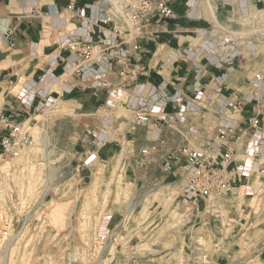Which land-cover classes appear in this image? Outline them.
<instances>
[{
	"label": "rangeland",
	"instance_id": "1",
	"mask_svg": "<svg viewBox=\"0 0 264 264\" xmlns=\"http://www.w3.org/2000/svg\"><path fill=\"white\" fill-rule=\"evenodd\" d=\"M135 110L117 112L128 131L108 151L91 142L100 112L55 101L21 121L28 142L0 149V264H264V188L244 227L224 200L187 196L182 173L164 168L170 153L138 143Z\"/></svg>",
	"mask_w": 264,
	"mask_h": 264
},
{
	"label": "crops",
	"instance_id": "2",
	"mask_svg": "<svg viewBox=\"0 0 264 264\" xmlns=\"http://www.w3.org/2000/svg\"><path fill=\"white\" fill-rule=\"evenodd\" d=\"M207 1L172 0L174 18L146 15L142 23L145 34L123 43L131 48V65L137 68V77L121 82L119 69L106 62L95 64L84 76L72 72L78 55L60 39L88 25L80 27L82 19L63 11L67 0H0V115L10 113L23 121L31 111L55 101L100 112L90 130L94 135L91 142L102 140L108 151V146L120 143L128 131L124 124L130 119H124L122 125L117 112L132 114L144 108L153 112L152 119L138 128V143L156 142L162 161L180 145L201 143L208 135L216 136L224 124L235 123L236 131L230 138L234 157L230 190L217 201L224 200V205L231 207L237 225L258 221L256 214L250 218L247 213L258 190L264 188V150L259 147L261 151H256L254 139H250L253 129L248 119L253 106L234 108L226 102L233 90L242 94L258 90L251 80L264 69V44H255V56L244 51L233 65L220 66L221 57L213 49L215 36L228 29L220 19L228 26H244L245 14L257 13L258 5L255 0H229L231 5L214 0L212 7ZM88 4L95 11L98 1L77 0L79 7ZM49 5L55 12H50ZM117 16L115 26L122 29L125 24ZM105 26L107 33L112 31L113 23ZM8 28L11 31L6 35ZM47 29L54 31L52 37L46 36ZM99 37L101 33L94 35L95 40ZM221 75L226 85L218 79ZM162 111H180L179 120L156 126V113ZM259 217L258 223L264 221V203Z\"/></svg>",
	"mask_w": 264,
	"mask_h": 264
},
{
	"label": "built area",
	"instance_id": "3",
	"mask_svg": "<svg viewBox=\"0 0 264 264\" xmlns=\"http://www.w3.org/2000/svg\"><path fill=\"white\" fill-rule=\"evenodd\" d=\"M96 1H98V5L95 11L90 4L79 7L77 0H67L63 9V11L70 12L76 19H82L80 27L88 25L87 28L65 34L60 39V42L67 44L71 52L78 55L72 66V72L84 76L86 70L95 69V64L106 62V64L119 69V76L122 80L136 78L138 70L131 65V48H125L123 43L145 34L142 23L146 15H159L165 19L174 18L176 12L171 4L172 0H133L137 1L136 3L127 0L120 1L119 4L113 0ZM223 1L225 4L231 5L229 0ZM255 1L258 5L257 13L245 14L247 22L244 24L243 30L225 29L224 32L215 36L213 49L221 57L220 66L223 63L233 65L235 58L242 56L244 51H247L250 56H255L257 54L255 44H264V0ZM50 8L51 5H49ZM87 8L90 9L89 14L86 12ZM55 9H50V12H55ZM114 15H118L117 17L123 20L124 35L115 26V23L112 31L107 33V28L103 23L114 22ZM10 31L8 28L5 34L9 35ZM52 32L54 31L47 29L46 36L52 37ZM96 33H101V37L97 40L94 39ZM209 33L215 35L211 30ZM100 68L98 65L96 70L99 71ZM224 76H218V79L222 80V85H226ZM251 83L258 89L257 91L242 94L239 90H233L226 104L234 108L253 106V114L248 119L249 127L253 129L250 139H254L255 149L259 152L261 151L259 147L264 150V69L254 74ZM179 112L156 113L154 124L156 126L163 123L174 124L179 120ZM152 113L151 110L138 108V112H136L138 127L147 125L152 119ZM22 124L13 114L2 113L0 115V141L4 155H18L20 147L17 148V141L19 139L22 144L28 142L29 135L23 133ZM235 131L236 124L228 122L220 127L216 136L208 135L205 141L193 145L182 144L168 155L164 168L174 175L178 171L179 174L182 173L185 180V184L182 186L183 192L187 196L208 203L230 190L231 165L234 161L230 138ZM152 146L154 149L157 148L156 142ZM261 173L264 174V168L261 169Z\"/></svg>",
	"mask_w": 264,
	"mask_h": 264
},
{
	"label": "bare ground",
	"instance_id": "4",
	"mask_svg": "<svg viewBox=\"0 0 264 264\" xmlns=\"http://www.w3.org/2000/svg\"><path fill=\"white\" fill-rule=\"evenodd\" d=\"M210 5H212V7H213V3L212 2H214V0H208L207 1ZM216 8V7H215ZM218 12V11H217ZM217 14V16H218V13H216ZM215 15V14H214ZM219 17H220V15H219ZM215 18V17H214ZM217 19V18H216ZM221 25V24H220ZM222 27V26H221ZM224 28V27H223ZM63 205H61V204H58V205H56L55 207H54V209H53V214H55V215H57V216H62V211H63V207H62ZM55 218V217H54ZM6 234V233H5ZM2 240V239H1ZM11 249H10V254H12L11 253ZM8 252V253H9Z\"/></svg>",
	"mask_w": 264,
	"mask_h": 264
}]
</instances>
